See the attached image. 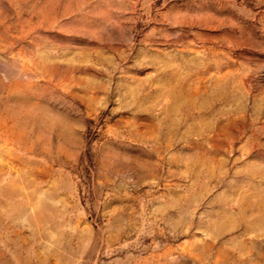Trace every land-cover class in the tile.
I'll return each mask as SVG.
<instances>
[{
	"label": "rangeland",
	"instance_id": "1",
	"mask_svg": "<svg viewBox=\"0 0 264 264\" xmlns=\"http://www.w3.org/2000/svg\"><path fill=\"white\" fill-rule=\"evenodd\" d=\"M0 264H264V0H0Z\"/></svg>",
	"mask_w": 264,
	"mask_h": 264
}]
</instances>
